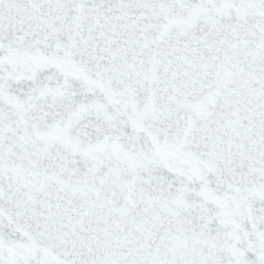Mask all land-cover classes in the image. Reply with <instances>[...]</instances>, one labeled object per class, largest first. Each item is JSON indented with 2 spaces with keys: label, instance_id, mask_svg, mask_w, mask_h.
Wrapping results in <instances>:
<instances>
[{
  "label": "snow or ice",
  "instance_id": "6c2138e0",
  "mask_svg": "<svg viewBox=\"0 0 264 264\" xmlns=\"http://www.w3.org/2000/svg\"><path fill=\"white\" fill-rule=\"evenodd\" d=\"M0 264H264V0H0Z\"/></svg>",
  "mask_w": 264,
  "mask_h": 264
}]
</instances>
